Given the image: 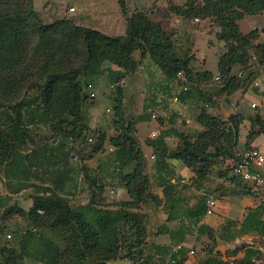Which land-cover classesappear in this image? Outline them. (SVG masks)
<instances>
[{"label":"trees","instance_id":"1","mask_svg":"<svg viewBox=\"0 0 264 264\" xmlns=\"http://www.w3.org/2000/svg\"><path fill=\"white\" fill-rule=\"evenodd\" d=\"M117 4L125 17L122 36H109L68 18L45 22L35 11L33 0H0V166L5 175L8 165L23 162L19 148L29 128L43 125L50 131V140L60 138L72 145L69 155L74 156L73 147H78L82 161L109 146L112 152L108 160L116 165L117 177L127 194L126 200L114 203L115 211L95 205L92 183H87L92 193L85 205H70L54 192L32 196L28 210L0 203V264H116L120 253L127 250L124 258L132 264L148 263L149 253L143 249L146 231L142 212L149 203H160L150 190L147 162L135 135L134 119L123 107L119 83L138 67L134 52H139V60L148 56L166 80L178 81L183 94L202 91L200 86L213 77L208 71H196L192 57L180 55L172 33L147 12H129L128 0H117ZM169 8L185 19H208L217 28L215 38L224 44L217 60L222 92L244 89L255 70L264 66V25L248 34L239 28L245 16L264 15V0H187L182 6ZM104 64L118 68L106 69L116 93L111 134L91 130L85 114L87 80L102 74ZM235 67L240 72L233 75ZM183 86L189 91L183 92ZM207 102L203 101L195 119L201 127L196 136L179 133L178 143L170 149L164 135L147 143L159 164L166 160L181 162L194 174L196 183L215 171L219 176L226 172L231 174L229 179L237 178L233 166L240 128L246 121L244 149L264 135V116L258 112L224 119L208 112ZM84 149H88L86 156ZM226 160L231 163L222 172L218 168ZM104 189V185L98 187L101 196ZM163 190L167 198L165 187ZM13 216L26 220L27 228L6 233L3 223ZM45 230L56 232L62 244ZM155 252L159 257L155 264H180L174 253L166 261L165 251L156 248Z\"/></svg>","mask_w":264,"mask_h":264},{"label":"crops","instance_id":"2","mask_svg":"<svg viewBox=\"0 0 264 264\" xmlns=\"http://www.w3.org/2000/svg\"><path fill=\"white\" fill-rule=\"evenodd\" d=\"M186 1L128 0V7L129 12L150 7V18L172 33L178 53L192 57V67L196 71H208L215 77L218 75V56L224 44L215 38L217 28L211 26L210 20L194 23L193 19H185L170 11V5L182 6ZM33 6L40 17L48 15L50 21L68 18L77 25L109 36H122L125 31V17L117 0H33ZM69 8H74V11L69 12ZM263 25L264 15L245 16L239 22L243 34L260 31ZM133 58L139 64L134 73L128 74L119 83L121 101L127 116L134 119L135 135L147 162L150 189L160 203L157 206L149 203L142 212L146 231L143 249L150 256L147 264L158 261L156 248L165 251L166 261L174 253L173 257L180 264L263 262L264 199L260 192L239 178L229 179L231 174L226 172L219 176L215 171L201 183H196L194 174L181 162L166 160L159 164V158L147 143L153 139L152 133H157L159 137L164 135V143L169 149L178 143L179 133L196 136L201 127L195 119L205 99L209 101L208 112L224 119L232 114L252 115L251 104L259 107L255 112L264 116V66L255 70L253 79L244 89L231 94L222 92L221 85L211 86V81L200 86L201 92L183 94L178 81L166 80L148 56L139 60V52H134ZM102 68V74L87 80L95 98L93 103H87L85 114L91 130L111 134L113 111L111 116L105 115L111 112L105 108V101L114 99L116 93L112 90L106 69L117 71L118 68L109 64H104ZM239 72L240 68L235 67L232 74ZM152 113L156 114V119L151 118ZM247 131L246 121L240 128L238 151L244 149ZM71 146L60 138H34L28 131L25 143L19 148L23 162L8 165L6 175L3 165L0 166V203L20 207L18 200L26 196L27 209L24 210H28L34 195L54 192L65 198L76 194L83 187L79 181L84 175L88 176L86 172L89 166L93 167V161L96 163L94 170L105 172L102 182L107 190L103 194L107 196V202L127 199L117 177L116 165L108 160L112 152L109 146L105 145L101 153L90 159L86 156L88 149H84L86 157L83 161L76 146L73 147L75 155H69ZM250 147L264 154V135L255 138ZM260 172L264 173V169ZM88 192L86 184V199L76 205L88 203ZM209 198L216 200V207L212 214L207 215ZM25 264L39 263L28 261Z\"/></svg>","mask_w":264,"mask_h":264},{"label":"rangeland","instance_id":"3","mask_svg":"<svg viewBox=\"0 0 264 264\" xmlns=\"http://www.w3.org/2000/svg\"><path fill=\"white\" fill-rule=\"evenodd\" d=\"M59 9H61V8L59 7ZM150 9L151 8L148 7V8H145L143 10L149 14V10ZM47 16L48 15H44L43 14V16H41V19L43 21H45V22H49L50 20L48 19ZM30 70H31V68H30ZM112 90L114 91V88L113 87H112ZM87 91H88V96H89V94L91 93V89H88ZM255 98L257 99V97H255ZM93 102H94V100L91 99L90 97H89V99H87V103H90L91 104ZM105 102L107 104V105H105V108H109V110L111 111L110 113H105V115H110V114H112V111H113L112 106L114 105V99H112L111 101L108 100V101H105ZM258 109H259V107H257V108H250V110H253L254 113ZM130 111H132V109H130ZM132 114H133V112H132ZM28 131L31 133V136H34V138H37V137H40L41 138L42 137V138H45V139H50V137H51L50 131L45 126H39V127H35L34 126V127L29 128ZM84 146L89 147V144H85ZM93 162H94L93 167L92 168H90L91 166L88 167V171L86 172V173H88V176L87 177L83 178L84 176L82 177V174L80 176V171H79V176L82 177L79 182L81 184H83V187L79 189V192L78 193L69 195L68 197H65V199H67V201L69 202V204L70 205H73V206L76 205V204L81 203L82 201H84L86 199V196H85V185L87 183L88 184L92 183L91 191H94L93 193H94V203H95V205L97 207H99V208H104L105 207V208L111 209L112 211H115L116 208H115L114 203L107 202L108 201L107 196H104L103 194L101 196L99 194V192H98V187H100V186L103 185V182L102 181L104 179L105 172L104 171H101V170L100 171L94 170V167L96 166V163H95V161H93ZM225 163L227 164V160L225 161ZM225 166L226 165L224 164V165H222L218 169H220L223 172V171H225L224 170L225 169ZM149 186H150V184H149ZM91 191L88 192V195H90V193H92ZM105 192H107L106 189H104V193ZM26 200H27L26 196L25 197H22L21 199L18 200L19 203H20V207L23 208V209H27V202H26ZM148 208H151V207L149 206ZM3 224L5 225V232L6 233H11V234H15V232L23 231L24 229L27 228L26 220H24L20 216H13L10 219L6 220ZM44 232H45L46 235L51 236L58 244H62L61 243V239L57 235L56 232H51L49 230H45ZM127 252H128V250L125 251V252H121L120 253V259L116 262V264H132L131 262H129V258H127V257L124 258ZM247 264H264V261L263 262H258V263H247Z\"/></svg>","mask_w":264,"mask_h":264},{"label":"built area","instance_id":"4","mask_svg":"<svg viewBox=\"0 0 264 264\" xmlns=\"http://www.w3.org/2000/svg\"><path fill=\"white\" fill-rule=\"evenodd\" d=\"M69 12H73L74 8H69ZM194 23L200 22L198 18L193 19ZM210 85H221L222 80L219 76L212 78ZM90 85L87 86V90L90 89ZM183 92H188L189 89L187 86H183ZM89 97L91 99L95 98L94 93H90ZM251 108H255V104H251ZM109 112V111H107ZM152 119H156V114L152 113ZM157 133H152L151 138H155ZM91 139H88L90 142ZM153 158V156H151ZM236 161L233 166V174L239 178L241 181L250 184L255 190L259 191L262 198L264 199V173L260 172V169H264V154L261 153L258 149L250 147L236 152ZM216 207V200L209 198L206 203V214L210 215L213 213ZM40 214L42 211H38ZM7 238H10V235H7ZM193 253V252H192Z\"/></svg>","mask_w":264,"mask_h":264}]
</instances>
